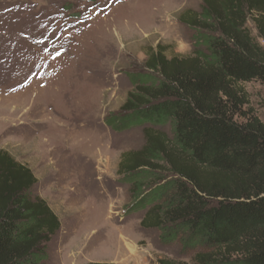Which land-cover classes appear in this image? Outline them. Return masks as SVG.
<instances>
[{
  "label": "rangeland",
  "instance_id": "rangeland-1",
  "mask_svg": "<svg viewBox=\"0 0 264 264\" xmlns=\"http://www.w3.org/2000/svg\"><path fill=\"white\" fill-rule=\"evenodd\" d=\"M201 4L0 0V149L32 171L38 181L32 196L60 221L47 264H199L197 256L210 253L180 240L168 243L161 230L143 226L152 207L136 206L121 167L127 154L147 145L146 132L164 139L180 159L170 128L110 125L151 74L152 54L194 56L196 32L179 18L199 13ZM237 89L248 101L245 110L264 123V86ZM156 170L146 195L173 180L168 165Z\"/></svg>",
  "mask_w": 264,
  "mask_h": 264
},
{
  "label": "trees",
  "instance_id": "trees-1",
  "mask_svg": "<svg viewBox=\"0 0 264 264\" xmlns=\"http://www.w3.org/2000/svg\"><path fill=\"white\" fill-rule=\"evenodd\" d=\"M201 2L199 13L179 18L196 32L194 56L152 54L151 74L138 79L110 125L169 127L179 153L173 158L164 139L146 132L147 145L121 164L136 206L152 207L143 226L161 230L168 243L209 250L197 256L199 264H264V123L245 110L237 89L264 86V0ZM160 164L173 180L146 195ZM37 184L28 167L0 149V264L48 263L61 224L32 196Z\"/></svg>",
  "mask_w": 264,
  "mask_h": 264
}]
</instances>
